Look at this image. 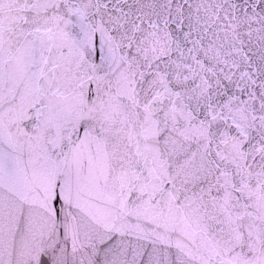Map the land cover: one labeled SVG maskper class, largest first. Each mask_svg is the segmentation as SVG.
<instances>
[{"label": "snow or ice", "instance_id": "obj_1", "mask_svg": "<svg viewBox=\"0 0 264 264\" xmlns=\"http://www.w3.org/2000/svg\"><path fill=\"white\" fill-rule=\"evenodd\" d=\"M0 264H264V0H0Z\"/></svg>", "mask_w": 264, "mask_h": 264}]
</instances>
